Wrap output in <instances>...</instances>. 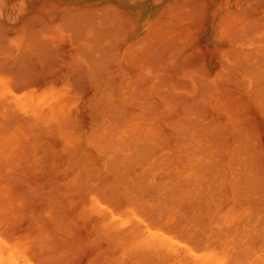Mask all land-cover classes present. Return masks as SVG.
Segmentation results:
<instances>
[{
    "label": "bare ground",
    "instance_id": "6f19581e",
    "mask_svg": "<svg viewBox=\"0 0 264 264\" xmlns=\"http://www.w3.org/2000/svg\"><path fill=\"white\" fill-rule=\"evenodd\" d=\"M184 1L182 3V0H178V3L175 1L176 4L172 3L169 5H175L174 7L178 8L177 10L176 8L174 9L176 12L179 11V14H177L178 16H181V13H185L181 16L183 19H186L185 17L187 15V17L190 15L191 17L192 15L196 16L197 12L196 14L194 12L199 10H193L191 13V7L189 6L191 4L186 3L187 1L191 3V0ZM247 1L249 3L251 0ZM255 1L256 2H252L255 4H253L254 8L259 0ZM107 3L110 5H106L103 9L101 7L105 6V3L101 4L103 6L99 5L101 6L100 10H103L102 12L105 14L109 13L107 9L109 10L112 5V2ZM178 4L179 6H176ZM181 4H187L185 8L188 9V13H186L187 11L183 8L184 5L182 6ZM73 6L74 8L72 7V9L77 11L78 9H75L76 6ZM170 6L169 8L168 6L164 8L163 12L165 16L167 14L169 16V12L171 11L174 12V10H172L174 7H171L170 9ZM187 6L190 7V9ZM202 6H204V4L199 7L203 8ZM180 7H182V9H180ZM251 7H238L236 10L241 16L243 14L247 15L245 16V19L248 24L251 22L250 17L255 18H252V21L254 20L255 23L257 21L259 22V18L262 17V14H260L258 18V14L256 15V13V17L253 16L254 14L251 16V11L254 9ZM67 8H69V10ZM67 8L65 7L66 11L62 8L61 11H63V13L60 10H58V12L54 11L57 14L60 13L61 15V21H58L60 23L58 27L62 28L59 29H63L64 31L67 29L66 31L70 32L73 27L75 28V26H78V29L76 27V29L74 30L73 28V30L75 33L79 30L78 33L80 32V36L76 34L79 38L74 35V31L69 33V37L71 34L72 39L71 37L70 39L73 42V39L75 38L76 40L77 38L78 43H76L77 46L75 51L80 50L78 54L81 55L82 53L84 57L83 55L81 56L85 59V61L88 59L86 63L89 64L90 67L88 66V70L92 71V73H89L93 77L89 75L88 70L86 71V75L85 73L79 72L81 74L80 75L77 72L79 70L78 68V70H75L76 73L70 69L71 74L69 73V76H72L75 73L71 80L74 78L72 80L73 83L75 81L79 82H76L79 84H76V86L78 90L83 93L84 89H87V87L84 88L86 85H94V83L97 82L94 86H98L100 83L99 79L101 77L100 73L102 74L103 72L104 74L102 75L105 77L107 62L104 60L106 58H103V56L107 55L105 52H109L111 48L113 49V47L115 48L113 44L114 42H111L113 47L111 44L107 43V48L110 49L109 51L108 49L107 51L106 49L103 51L106 55L102 53L104 48L97 46L96 50H98V48L101 49H99L101 55L100 52L97 51V53H99L98 55L101 56L100 59H98L97 55L95 58L94 52L96 50L94 51V49L96 48V42L97 44L102 45L101 41H104V36L107 34L106 32L112 31V27L113 30L116 27V29H118V26L120 27L117 22V18L121 15L119 12L113 11L116 7H112L111 10L116 13L114 16L117 20L116 23H118V26H113L115 23H113L114 21H111V24H113L112 27L110 26L111 28H106L107 26H103V21L107 20L110 15H107L106 18L105 14L97 9L99 10V16L97 15V19L100 20V25L105 27L104 29H107V31L104 32L103 28L99 26L96 27V25H94L95 23L93 22L95 21L89 17V11L88 13L86 10H82L80 8L81 13H86L88 15H81L80 11H77L80 15L78 16V14H76V12H74L69 5ZM166 8L170 11H168V9L166 10ZM240 8L244 9V11L246 10L245 12L247 14H245ZM226 9L227 8H225V11ZM68 11H72V13L74 12L75 15L70 12L69 13L71 15H68ZM236 11L233 12L235 18L232 17V20L230 18V21H228L227 17L234 15L229 13V9L228 14L227 11L226 14L224 12L222 15L223 19H221V21L223 20L222 22H225V20H227L225 23H227L226 25H230V27L225 25L226 27L221 30L223 31L228 27L231 29L232 23L230 24L229 22L233 21L235 24V22H237L236 19H241L237 22L239 24L242 21L240 28H243L239 34L241 33L245 37L242 36L243 40L241 39L242 41L237 49V53H233L230 49L231 47L228 48V50L230 49L229 51L224 49V51L227 52V57H229V59L226 56L224 61L220 60V58L218 60L216 59V61H220V64L218 68L214 70H207L204 66L203 68H198L197 66L198 69H182L181 81L179 84H172L164 80L168 78L167 75L164 77L162 74V78L158 75V78L156 73L155 76L159 79H156V86L152 83L154 82L152 80V76H154L153 71L156 70L154 67L162 68L165 60V58H162L164 57L163 55L166 54L171 47H173L176 41L175 37L172 38V41L171 39H167L171 45L173 44L172 46L167 44L168 42L166 43V41L163 43H166L167 45H162L163 43L160 42V40L164 41V39H166L164 37L166 34L164 33V30L162 33L160 31V29L162 30L160 26H162L163 22L165 23V20L160 18L159 14L158 17L161 22L157 20V26H155V24L153 26L154 30L151 29L152 31H150V28L152 27H149L147 31L149 33L151 32V38L153 37V39L151 40L149 38L150 35L148 36L146 32V34H143V38H141L142 40H145V35L147 41L150 40L154 42L153 40H155L156 43L158 38H160L158 42L162 44L157 45L158 47L155 45L154 47H157L155 48L156 50H159L163 46L166 48L168 47L167 52L165 50L166 53L164 52L162 55L161 52H163L164 49H161V52L160 50H155V52L153 51V48H151L152 51L148 48V52H144L145 56H148L149 59H153L154 57H152V55L154 54L153 56L156 57V54L160 52L159 56L161 57H159V59L162 58L163 62H159V60L158 62L159 64L162 63V65L158 66V63H156V66L154 65V63L157 62L156 59L158 56L157 58H154V60H151L152 64L150 63V65H152V68L151 66H148V69L151 68V70L149 69V73L153 72L152 76L148 74V76H150V80L147 77L146 72L145 75L144 73L142 74L140 68H144V72V66L148 65L147 62H149V59L146 60L147 58L144 56V53L142 55L141 50L144 47H147L145 46L146 44L150 46L149 43L151 42L140 41L141 38L139 39L138 37L137 39L140 41V46H142L141 44L145 42V44H143L144 47L142 46L143 48L141 47V49L136 42L137 40L133 41V43L135 42L137 44L134 43L133 45L131 42L133 46L131 44L129 45H131L132 49L128 46L127 47L130 51L134 50L136 52V50H139L140 54L137 51L136 57L139 54L141 56H138L142 57V59L140 58V60H138L139 57L134 58V56L132 58L130 55L133 59L132 60L128 57L129 55H125V59L127 58L129 60L128 61L126 59L129 62L126 64L131 68L133 67V70L131 71H133L134 74L139 71L141 73L140 76H138L139 73L136 74L137 76L133 74V78H135L134 80L131 78L128 80L130 85L126 82L127 88L128 86L130 88L131 85H134L132 82H135L136 78V81H138L142 75L144 80L141 78L140 82L138 81V87L136 86L138 82H136V87L132 86L133 88L131 87L132 90L130 91L129 89H124V85H122V87L115 85V83H120L119 79H114V77H112L115 74L111 76L113 79H110L111 77L109 76L108 78L110 80L107 79V83L110 84H107V86L111 87H107V89L103 87V89L110 91V98L106 96V91L103 90V93L101 89L103 95H100L101 97L99 96V98H101L99 100V104L97 103L96 105L91 100L87 103V106L90 105L88 106L90 107L89 109H92L91 112L90 110L87 112V115L90 114L88 115V126L79 125L75 122V117L72 116L73 113L71 114L69 112L70 108L68 112L71 114L72 118L71 116L69 118L66 115L67 109H63L66 112L65 116L66 118L68 117L67 119L69 123L65 117H62V124L60 123V116H64L62 115L64 113H62L59 107L56 112H60L61 115L56 112L53 113L54 115L48 114L42 116L41 114L40 118L41 116L42 118L38 120L40 121L39 124L36 121L38 118H36V120L30 118H28V120L26 118L25 120L23 118L24 110L35 111V114L42 113V109L46 106V104H48L47 99L49 96L48 93V96L45 95L46 97L44 98L45 91L42 90H47V92L48 90H51L54 93L55 91L57 92V90H55L56 88L54 89L55 91L51 89L52 87L50 85H55L51 84L52 82L48 85V87L50 86L49 88L42 86L45 85V83L47 84V80H52L53 71L55 72L54 77L58 78L56 73H58L59 70H54V68L50 67V65L48 66L47 63L51 62L52 65H56V63L57 65H61L62 63L70 65V63L66 62L70 59L63 60L59 58V54L58 59L60 62H57V60H54V55H50L51 53L54 54L53 51L55 48V51L58 52V45L54 44L55 41H53L51 45V37L47 40V37H45L46 35H40L41 33H46L47 31L50 32L51 30V26L49 24H44L45 19L42 18V15L41 17H39L40 15H36V17L38 16L39 18L35 19L38 22V20H41L42 18L44 22L41 21V23L43 22L45 26H43V24H39V28H37V30L35 26H32L36 24H34L35 21H32L31 23L32 18L30 17V27L28 26L29 29L26 28L27 30L24 27L26 31L24 30V39H22L26 42V44H23L21 40L22 45L24 47H28V51L30 53L25 54L27 49H25L24 52L18 49V55L15 54L18 58L15 56L12 58H16L17 61H20L17 62L15 59L13 62L6 61L4 62V65L7 67H0V69L4 68L5 72L4 74L2 71L3 69L0 72L1 74H4V76L0 75V264H264V142H261L264 137L260 139V135L264 131V19L263 17L261 18V26L258 24L257 28L258 26L259 28H254V30H256H253L255 32L253 33L251 30V28L253 29L252 25L247 24V27L246 25H243L246 20L243 22V16H236ZM65 12H67V14ZM113 12L110 11L109 14L112 15ZM163 12L161 16H163ZM214 12L212 11L211 15ZM100 13H102V15ZM63 15L68 18L67 21H65L66 19L63 20L65 18ZM83 15H86V18L88 16L89 19L82 17ZM171 15L173 16L174 13H171ZM177 15L175 14V17H173L176 18L178 17ZM197 15H199V13ZM172 16L170 17L172 18ZM195 16L192 17V20H189L190 22H186L188 25H185V22H181V24L183 23V28H181L182 26L178 27V30L174 29L177 27L176 24L178 25V23L175 24V22H171L173 18L171 19L168 17L170 18V21L165 24H171L173 29L176 31L167 28L166 25L165 28L169 29L170 34L173 32V36L174 32H182L181 35L184 32V34H186L183 35L184 38L186 40L190 39V42L193 36L190 34L192 31L191 29H193L191 27L195 28V26H193L194 23L198 29L200 25L203 29L202 24H206L202 23L204 19L199 21V24L198 21H196L197 19ZM203 16H201V18H204ZM74 17H76V20ZM81 17L84 20L86 19L91 21H84ZM27 18L29 17L27 16ZM80 19L83 23L79 21ZM110 19H112V16ZM10 21H12V18ZM23 21H25V19ZM71 21L72 24L70 23ZM158 21L162 24H158ZM192 21H194V23ZM76 22H78L77 25ZM66 23H70V28ZM79 24L80 26L81 24L83 26H81L80 29ZM181 24H179V26ZM41 25L43 30L41 29L42 31H39ZM71 25L73 27H71ZM84 25L86 27H92L93 29L91 30L99 28V33L103 31L104 36L101 37L102 40H99L101 38L100 35H97L99 34L97 29L94 30V32L97 33H95V37L91 34V38L89 35L88 37H81L84 33L83 29L86 28ZM236 25L233 26L231 32L227 29L228 38L225 37L226 33L222 31V34H220L219 37H222L227 41H230L229 39H231V41H236L241 38V35L237 34L239 38L235 37L237 35H234L238 33L237 30L234 31V28H237L238 26ZM184 26H190V31L187 32L188 29L185 31ZM253 26L255 27L256 25ZM31 27H34L35 30ZM155 27L157 29H155ZM245 27L247 28L246 30H248V28L250 29V32L248 31V35L243 34ZM30 29L31 33L28 31ZM108 29H110V31ZM167 29H165V31ZM33 30L36 33L32 32ZM91 30L90 32L92 33ZM115 30L114 32H117ZM193 30L196 31L197 29ZM118 31H120V29H118ZM153 31H158L162 35ZM17 32L15 34H17ZM48 32L46 34H49ZM152 32L154 34L153 36ZM196 32L199 33L198 30ZM245 32L247 33V31ZM20 33L21 32H19V34ZM29 33L32 34V36L36 34L35 37L38 38L31 37V35H28ZM123 33L126 32L124 31ZM187 33L189 34V37ZM1 34L3 35V32H0V35ZM51 34H54V32L51 31ZM2 35L0 38H5L6 35ZM112 35L113 33L111 36L109 33L107 34V36H109V38L106 36L108 38V42L113 40ZM177 35L175 36L177 37ZM232 35L235 37L234 40ZM19 36L21 37V35ZM96 36H98V41H96L97 39L95 40ZM154 36H157V40ZM230 36H232V38ZM110 37L112 38L111 40H109ZM119 37H117V40L119 39L120 41L121 37ZM122 38H124L123 34ZM193 38L195 39L196 36ZM29 39H34L31 43L35 44L37 48L33 44H27L30 43ZM38 39L40 41L44 40L43 42L39 41L40 43H38ZM84 39L89 43H91V40L93 43L95 42V44L91 43L93 46L90 45L91 48L95 47L93 50L90 49L91 53L88 50L84 52L85 48L79 45V40ZM173 39L175 40L173 41ZM194 42H196V40ZM46 43H48L47 46H52L50 47L51 51H49V47L45 45ZM14 46L15 45L11 46V48L14 49ZM23 46L22 48H24ZM38 46L42 48V50L46 48L44 51L47 52L45 53L44 51H41ZM78 46H80L81 49L77 50ZM134 46H137L136 49ZM4 47L5 46L1 48L0 46V53L3 52L2 56H4L5 50L8 51V48ZM127 47L125 48V51L127 50ZM3 48L5 49L4 51L2 50ZM219 48H221V46ZM30 49H33L34 51ZM207 49L209 50V48ZM232 49L234 50V47ZM31 51H33V53ZM92 51L94 52L92 53ZM142 51L146 50L143 49ZM224 51H221L220 53L223 55L225 54ZM112 52L114 51L112 50ZM112 52L107 55L108 57H106L109 58V55H112ZM135 52H133V54H135ZM149 52H152V54L148 55ZM193 52L194 55H196V52L198 53V51ZM86 53H88L87 55H90L87 56L88 58L85 56ZM31 54H33V56L35 55L38 59H40V55L42 54L41 59H44L31 60L35 66L37 61H39L40 64H42L41 62L43 61V63L47 64V66L44 64L43 67L40 66V68L42 67V71H40L43 75L40 78H38V69L36 70V67L33 66V63L31 62H29V64H32L30 69L33 70V72L29 71L27 73L30 75L31 73L35 74L36 70L37 75L27 77L29 75L25 73L26 70L22 71L23 73L21 72V70H23L21 68L28 69V66H25V63L28 64L31 57L29 60L27 59L28 56H32ZM236 54L238 55V58H236ZM117 55L119 56V54ZM229 55H233L232 58ZM24 56L25 59H23ZM92 58H95L96 61ZM130 59L132 60L131 62ZM24 60H27V62ZM106 60L108 61L109 59ZM142 60L144 66H140V61ZM144 60L146 62H144ZM152 61L155 62L153 63ZM168 61L172 62L173 60L171 58ZM19 62H23L25 67H23V65L18 66L17 64ZM203 62H200V65H196L202 66ZM10 63L11 66H9ZM14 63H16L15 66ZM132 63L138 66L135 67ZM194 63L195 61L193 64ZM100 64L102 67L104 66L103 68H105V70L100 66ZM112 64L113 63H111V65ZM194 65H191V67H196V65ZM13 66L14 70L12 69ZM15 67H18V71L21 69L19 72L27 75L26 76L24 74V82L25 79L26 82H29L30 79L33 80V82L30 81V83H27L26 85V82L24 83L21 78L22 80H17L19 82L16 81V83L14 81L15 77L12 76V74L14 75L18 72ZM45 67H47V72ZM94 67L97 68L94 69ZM119 67L121 68L122 66H118V68ZM134 67L136 70H138V67L140 68L138 71H135ZM7 68L12 69V71L11 69L10 71H7L8 74H10V76L7 77L8 82L5 81V75H8L5 71L8 70ZM208 68H210V66ZM43 69L45 70V73ZM122 69L123 67L120 71H122ZM84 71L82 70V72ZM120 71H118L117 74ZM72 72L74 73L72 74ZM114 72L115 71L113 70L111 73ZM59 73L61 74V71ZM18 74L17 77L19 76L18 78H20V75ZM63 74L65 73L62 72V75ZM95 74H98L99 76L97 77ZM119 74L115 76L120 77L121 75L119 76ZM90 76L92 77L93 82H91L92 79H90ZM62 77L64 81L66 76L64 75ZM104 77H102V79H104ZM9 78L13 79L16 84V86H14V83H12L14 86L13 88L9 86V82H11V79ZM33 78L35 81L36 79H41L42 85H37L39 80L35 82ZM42 78L45 79L46 82H44ZM2 80L5 81V84L1 83ZM60 80L62 79H59V83H61ZM120 80L123 81L122 79ZM147 80L150 81L148 86H146L148 83ZM20 82L21 84H19ZM64 83L67 84V79ZM62 84L63 83H61L60 87H65L64 84ZM113 84L115 86H112ZM94 86L93 88H95ZM56 87H58V85ZM120 87L125 91L120 93L118 90L121 89ZM17 88H19V90L15 91ZM65 88L63 89L64 91ZM72 89L75 88L73 87ZM59 90H61L60 92H63L61 88L58 89V91ZM94 90L95 89H93V91ZM97 92L94 91V98H96ZM156 93L158 94V97L160 96L159 102H156L152 98ZM55 94H57V97L60 98L58 93ZM124 94H133L134 96L132 95L131 98H129L128 95H126L127 97L124 96L125 99H127V102L125 103L123 98L122 101L124 104H119L120 106H114L110 103L111 101L109 102L111 97L112 99L116 96V98H120ZM51 95L53 94L51 93ZM73 96L75 97L77 95ZM90 98H92V96H90ZM131 99L133 100V103H131ZM78 100L74 98L72 102H78ZM55 110L56 109L54 108V111ZM55 114L57 115L55 116ZM55 118H57L61 125L54 123V120H56ZM71 119L75 122V124L77 123L76 126H74V122H71L72 124H70ZM33 120L37 124H35ZM2 122L8 126L2 124ZM34 131L35 133L37 132V135L45 137V142L44 140L42 142L39 141L41 146H39V148L37 147V151L41 152V156H39L41 159L39 157L37 159L34 158L36 153L34 148L31 146V142H29L32 141L29 134H32ZM27 137L30 139H28V143L30 145H27V142L25 143V141H27ZM22 138L26 139L23 140ZM51 140L57 142V145H60V148L54 149L51 147L53 144H47V142ZM60 158L64 160L63 165ZM32 160L33 162L36 160L40 164L41 162L44 163L40 166L33 164V166L31 163ZM54 163L62 166L58 172L54 171L55 174H53L54 172L51 170L53 169L52 167ZM49 167H51V171L49 170ZM50 173H52L53 176L48 178ZM10 192L13 193L9 195Z\"/></svg>",
    "mask_w": 264,
    "mask_h": 264
},
{
    "label": "rangeland",
    "instance_id": "374dc122",
    "mask_svg": "<svg viewBox=\"0 0 264 264\" xmlns=\"http://www.w3.org/2000/svg\"><path fill=\"white\" fill-rule=\"evenodd\" d=\"M30 1V2H29ZM71 1V2H70ZM84 1V2H83ZM115 1V2H114ZM175 1H177V3H178V0H157V2H156V0H0V28H1V30H0V32L2 33L3 32V35L2 36H4V35H6L5 36V38H0V46H1V48L3 47V46H5L6 48H8V51H6L4 48L2 49L3 51H4V56H2L3 55V52H1L0 53V67L1 66H6V65H4L5 63L4 62H6V61H10V62H13L14 61V59L16 60V58H18V57H16V55L15 54H17L18 55V49H20V50H22L23 52H24V50L25 49H27V51H25L26 53L25 54H29L30 52L28 51V47H24L23 45H22V43H21V40L22 39H24L23 38V33H24V30L26 29V28H28V26L30 25V23H29V21L31 20L30 19V17L32 18V20H31V23H32V21H35V23L34 24H36V25H32V26H35V28H36V30H37V28H39V24H43V22L45 21V23L44 24H49L51 27H50V32H48L49 34H46L44 31V33H41L40 35L41 36H45V37H47V40H48V38H50L51 39V45H52V43H53V41H55L54 42V44H56V45H58V47H59V49H58V47L57 46H55V47H57V50H58V52L57 51H55L56 50V48H55V50L53 51V53L54 54H50V53H47V54H50V55H54L53 57L55 58H53L54 60H57V62H60V60L58 59V56H59V54H60V56H59V58H61V59H63V60H69V61H66V62H68V63H70V65H65V64H63L62 62V64H63V66H62V64L61 65H57V63H56V65H52V63L50 62V63H47L48 64V66L50 65V67H52V68H54V70L56 69L57 71L59 70V72L61 71V74L59 73H56L57 74V77L58 78H55L54 77V74H55V72L53 71V76H52V74H51V76H52V80L51 79H49V80H47V78H46V80L48 81L47 82V84L45 83V85H42V81H41V79H38L39 80V82H38V84L37 85H42V86H46V87H48V85L51 83V84H55V85H50L52 88L51 89H55V90H57V92L55 91V93H58V96H60V98L59 97H57V94H55L53 91H51V90H48V92H47V90H42V91H45L44 93V98L46 97V96H48V93H49V96H48V104H46V106L42 109V113H38V114H35V111L33 112V111H25L24 110V119L26 120V118H27V120H28V118H30V119H35L36 120V118H38L36 121L38 122V124L40 123V121H38V120H40L41 118H42V116L43 115H48V114H53L54 112H56V111H58V107H59V109H61V111H62V113H64V114H62V115H64V116H60V123L62 124V121H63V119H62V117H65L66 118V116H65V110L67 111V113H66V115L70 118V116H71V114H72V116L73 117H75V119L77 120H75L74 118V121L75 122H77L79 125H86V126H88V115H90V114H88L87 115V112L90 110V112H91V110L92 109H89L90 107H88V106H90V105H88L87 106V103L91 100L92 102H94L96 105H97V103L99 104V100L101 99V98H99V96L100 95H103L102 94V92H103V90L104 91H106V96L107 97H109L110 98V96H111V94H110V91H108V90H105V89H107V87H111V86H107V84L109 85L110 83H107L108 82V80H110V79H113L112 77H114V79H119V82L121 83H115V85H117L118 87L119 86H121L122 87V85H124V89H129L130 91L132 90L131 89V87L132 86H134V87H138V85H139V82H140V80H141V78L143 79V75L140 77V79H139V77H138V81H136L137 80V78L135 79V82H132V83H134V85H131V87L129 88V86H128V88H127V83L129 82L128 80L131 78L132 80H134V78H133V76L134 75H136V74H138V76H140V73L142 72V74L144 73V75H145V72L147 73L146 75H147V77L149 78L150 76H152V73H153V75L154 76H152L153 78H152V80L154 81V82H152V83H154L155 84V82H156V79H158L159 78V76L158 75H160L161 77L160 78H162V74H163V76L164 77H166L165 75H167L168 76V78L167 79H164V80H166L167 82H169V83H172V84H179L180 83V81H181V75H182V72H181V70L182 69H186V68H192V69H198V68H200V67H202L203 68V66H204V68L205 69H207V70H214V69H216V68H218V66H219V62L220 61H216V59L218 60L219 58H220V60H225L226 59V57H227V52H225L224 51V49L225 50H227V51H229L230 49H231V51L234 53V52H236L237 53V49H238V47H239V45H240V43H241V41L243 40L242 38L243 37H245V36H243L241 33L239 34V32H241L242 31V28L243 27H241L240 28V25H242L241 23H242V21H241V23H237V22H239L240 20L238 19H236V21L237 22H235V24L233 23V21H231V22H229L230 24H231V29L233 28V26H235L236 24L238 25H236L237 26V28H234L235 30L234 31H236L237 30V32L238 33H236V34H234V32H233V34L234 35H241L240 37L241 38H239V36L237 35V36H235V37H238L239 39H237V40H240V41H235L234 39H235V37L233 36V40L235 41H231V39H229L230 41H227L226 39H223L222 37L220 38L219 37V35L220 34H222V32H225V33H223V34H225V37H229L228 36V31H230L231 32V29H229V27H230V25H226L227 23H225L227 20H225L226 18H225V16H224V20H225V22H222L221 21V19H223V17H222V15L224 14V12H225V14H226V11H227V14H228V9H229V13H232L233 15H234V11H236L237 10V8L238 7H241V8H247V6H253V7H251V8H254V3H252V2H256L255 0L253 1V0H251V1H249V3H248V1L247 0H208V2H207V0H203V1H205V2H203L202 0H197V2H196V0H191V3H189L187 0V2L186 3H188V4H191V5H189L190 7H191V13L193 12V10L195 11L196 9L197 10H199V11H195L194 13L196 14V12H197V14L199 13V15H197L196 14V21H198V23L200 24V22L199 21H202V19H204L203 21H202V23H206V24H202V26H203V29H202V27H201V25H200V27H199V29L196 27V24L194 23V21H192L193 23H194V25L193 26H195V28L194 27H191V28H193V29H197L198 31H199V33L198 32H196L195 30H193V29H191L190 28V26H184L185 28H184V30L186 31L187 29V32H189L190 30H189V28L192 30L191 32H190V34L191 35H193L192 36V39H191V41L189 42V40L190 39H185L184 38V36L183 35H186V34H184V32H183V34L181 35V33H177L178 35H179V37H180V39H179V37H178V35L174 32V36H173V32H172V34H170V32H169V29H167V28H170V29H172V30H174V29H177L178 27H181L182 26V24H181V22H185V25H188V23L186 24V22H188L189 20H192V17H194L193 15H192V17H191V13L189 14L190 16L189 17H185L186 19H183V18H181V16L183 15V14H185V13H181L180 15L181 16H178L177 14H179V11L178 12H176V10L178 9V8H176V7H174L175 5H172V6H170L169 4H176V2ZM179 1H181V0H179ZM183 1L184 0H182V3H183ZM242 1V2H241ZM263 3H262V2ZM259 0V4L257 5L256 4V6H255V8L254 9H252L253 11H251L252 12V14H251V16L253 15V16H255L256 17V15H257V17L259 18V15L260 14H262L261 16L263 17V19H264V14H263V11H264V0ZM90 2H91V4H90ZM107 2H109V3H111L112 2V5L109 7L110 9L108 10L107 9V11H109V13H110V11L111 12H113V11H115V12H119L120 13V15L121 16H116V17H118L117 18V20L115 19V16L114 15H116V13L115 12H113L112 13V15L111 14H109V13H107V14H105V13H103L102 11L103 10H100L101 8L103 9L104 7H106V5H110V4H108ZM118 2V3H117ZM120 2V3H119ZM122 2H124V3H122ZM149 2V3H148ZM154 2H156V3H154ZM161 2V3H160ZM185 2V1H184ZM196 2V3H195ZM202 2H203V4H204V6H202L203 8H201V7H199V6H201V5H203L202 4ZM237 2V3H236ZM68 3V4H67ZM88 3V4H87ZM105 3V6H103V5H101V4H104ZM116 3V4H115ZM252 3V4H251ZM27 4V5H26ZM87 4V5H86ZM148 4V5H147ZM168 4V5H167ZM254 4V5H253ZM69 5L70 7H71V9H72V7L74 8V6L73 5H75L76 7H75V9L77 8L78 10L77 11H80V8L82 9V10H86V12H90V16L89 17H91V19L92 20H94L95 22H93V23H95L94 25H96V27H101V28H103V30H104V32L105 31H107V29H104L105 27H102V25H100V23H99V19H97L98 17H97V15L99 14L98 12H99V10H100V12H102L103 14H105V16H106V18H107V15H110V16H108V18H107V20H104L103 22H104V25L103 26H107L106 28H111L112 27V25L113 24H111V21L113 22V23H115V25H113V26H118V23H119V25H120V27L118 26V29H120V31H118V29H114L115 31H117V32H114V30H113V27H112V31H110V29H108L110 32H106L107 34L109 33L110 34V36H111V34L113 33V35H112V38H113V40H111L112 38L110 37V39L109 40H111L110 42H108V38H109V36H107V34H106V36L108 37H106V36H104V32L102 31L101 33H99L100 31H98V29L97 28H95L94 30H96L97 29V32L99 33V34H97L96 32H94V30H91V29H93L92 27H90V26H88V27H86L85 25V29H83L82 31L84 32L83 33V35H81V37H84V36H87L88 37V35H89V37L91 38L93 35H94V37H95V35L97 34V35H100V38L101 37H105L104 38V41H107V42H104V41H101L102 42V45L101 44H97V42H96V48L94 49V48H91V46L90 45H92V44H95V42L93 43L92 42V40H91V43H89V42H86L85 41V39L84 40H79V45H81V47L83 46L84 48H85V51L84 52H86V50H88V51H90V49L91 50H93L94 49V51L97 49V46L99 47L100 46V48L102 47V48H104L103 50H102V53H104L103 51L106 49V51H107V49H108V51H109V49L110 48H107V46H108V44H111V42L113 41L114 43V46H115V48L113 47V45H112V47H113V49L111 48V50L109 51V52H105L107 55L109 54V53H111L112 52V50L114 51V52H112V55L110 54L109 55V58H107L106 56H103V58H106V59H109L108 61L106 60V59H104L106 62H107V68H106V70H105V68H103L102 66H101V64H100V66L106 71V74H105V77L102 75V74H104L103 72H102V74L100 73V83L98 84V86H94V85H96L97 84V82L96 83H94V85L93 84H89V86H84V88L85 87H87V89H84V91H83V93H82V91L80 92L79 90H78V88H77V86H76V82H78V81H75L74 83H75V85H74V83H73V79L71 80V78L72 77H74V74L76 73L75 72V70H78L77 72L79 73V72H81V73H85V75L87 74L86 73V71L89 69V64H87L86 63V61L88 60L87 58V56H90V55H87L88 53H86V61H85V59L83 58L84 57V55L81 53V55H83V57L80 55V54H78L79 52H80V50L79 51H75L76 50V43H78V41H77V38H76V40H75V38L73 39L74 40V42L71 40L72 39V36H71V34H70V37H71V39H70V37H69V33L72 31H74L75 29H76V27H77V29H78V26H75V28L71 25V27H73L74 28V30H73V28L71 29V31L70 32H67L66 30V32L63 30H61V29H59V28H62V27H58L59 26V22L58 21H61L60 20V18H61V15H60V13H58L59 14V16H58V14L56 13V12H58V10H62V8L65 10V7L67 8V6ZM99 5H101V6H103V7H101V6H99ZM138 5V6H137ZM146 5V6H145ZM156 5V6H155ZM182 6L184 5V7L183 8H185L186 7V5L185 4H181ZM180 5V6H181ZM245 5H247V6H245ZM259 5H260V9H259ZM95 6H97V7H95V9H94V7ZM135 6V7H134ZM166 6H168V8H169V6H170V9H171V7H174L172 10H174L175 8H176V10H174V12L173 11H171V12H169L170 13V15L168 16V14L165 16V14H164V12H163V10H164V8L166 7ZM176 6H179V4L178 5H176ZM258 6V7H257ZM31 7V8H30ZM101 7V8H100ZM112 7L114 8V7H116V8H114L113 9V11L111 10L112 9ZM125 7V8H124ZM146 7V8H145ZM188 7V6H187ZM190 7H188L189 9H190ZM47 8H48V10H47ZM143 8V9H142ZM168 8H166V10L168 9ZM194 8V9H193ZM210 8V9H209ZM225 8H227L226 9V11H225ZM240 8V9H241ZM11 9V10H10ZM68 10H69V8H67ZM70 9V10H71ZM97 9H99V10H97ZM128 9V10H127ZM132 9H133V11H132ZM180 9H182V7H180ZM211 9H213V10H211ZM235 9V10H234ZM256 9V10H255ZM27 10V11H26ZM56 12H55V11ZM74 12H76V14H78V12L77 11H75L74 9H72ZM105 10H106V8H105ZM184 10V9H183ZM188 9H186L185 8V11H187ZM239 10V9H238ZM245 14H247L245 11H244V9H241ZM248 10H249V7H248ZM251 10V9H250ZM257 10H259V11H257ZM50 11V12H49ZM59 11V12H60ZM66 11V10H65ZM168 11H170L169 9H168ZM167 11V12H168ZM181 11V10H180ZM184 11V12H185ZM210 11V12H209ZM212 11L214 12V11H217V12H214L212 15H211V13H212ZM62 13H63V11H61ZM71 13V14H74L75 15V13L73 12L72 13V11H68V13ZM85 12V11H84ZM88 12V13H89ZM104 12H106V11H104ZM130 13V14H128V13ZM162 12H163V16H161L162 15ZM183 12V11H182ZM205 12V13H204ZM237 12V11H236ZM240 12V11H239ZM248 12V11H247ZM49 13H51V14H49ZM61 13V14H62ZM66 14H67V12H65ZM64 13V14H65ZM68 14V15H71V14ZM102 13H100L101 15H102ZM137 13V14H136ZM165 13H166V11H165ZM171 13H174V15L176 14L178 17H176V18H174L172 15H171ZM186 13H188V11L186 12ZM193 13V14H194ZM209 13H210V15H209ZM216 13H218V14H216ZM250 13V12H249ZM255 13H256V15H255ZM66 14H65V16H66ZM80 14L82 15V14H86V13H81V11H80ZM159 14H160V18H162L163 20H165V23L166 22H169L170 21V16H172V20H171V22L173 21V23L175 22V24L176 23H178V25L176 24V28H174L173 29V27L171 26V24L169 25V24H165L164 22H163V24L162 23H160L161 21L159 20ZM201 14V15H200ZM237 15L236 16H241L238 12L236 13ZM243 14V13H242ZM6 15V16H5ZM33 15H35V16H33ZM36 15H40L39 17H41V15H42V18H44L45 20L43 21L42 20V18H41V20H38V22H37V20L35 19V18H39L38 16L36 17ZM49 16V18H48V16ZM86 15H88V14H86ZM86 15H83L82 17H85L86 18ZM119 15V14H118ZM204 15V16H203ZM220 15V16H219ZM10 16V17H9ZM16 18H15V17ZM27 16L29 17V18H27ZM64 15H63V17H65ZM78 16H80L79 14H78ZM99 16V15H98ZM112 16V19H110V17ZM134 16V17H133ZM142 16V17H141ZM185 16V15H184ZM198 16V17H197ZM200 16V17H199ZM201 16H203L204 18H201ZM229 16V15H228ZM244 18H242L243 19V22H244V20H246L245 19V16H247V15H242ZM241 16V17H242ZM63 17H62V19H63ZM67 17H69V16H67ZM81 17V18H82ZM168 17H170V18H168ZM211 17V18H210ZM219 17V18H218ZM227 17V16H226ZM235 18V15L234 16H230V17H227L228 18V21H230L229 19L231 18V20L233 19V18ZM261 17V18H262ZM12 18V21H10V19ZM72 18V17H71ZM75 18V20H76V17H74ZM87 18H88V16H87ZM86 18V19H87ZM101 18V17H100ZM165 18V19H164ZM217 20H215V19ZM252 18H254V17H252ZM252 18L250 17V19H251V22H250V24H248V22H247V20L244 22V24L243 25H246V27L248 26V25H252V27H253V29L251 28V30H252V32L253 33H255L254 31L256 30H254V28H257V25L259 24V26H261V24H260V20H261V18H259L260 20H259V22L257 23H255V21L253 20L252 21ZM8 19V20H7ZM14 19V20H13ZM16 19V20H15ZM25 19V21H23ZM30 19V20H29ZM66 19V20H65ZM67 19L68 18H64L63 20H65V21H67ZM70 19V18H69ZM84 20L83 18H82V20H84V21H88V22H90L91 20ZM89 19V18H88ZM105 19V18H104ZM133 19V20H132ZM140 19V20H139ZM207 21H206V20ZM255 19V18H254ZM74 20V21H75ZM81 19L79 20V21H81L82 23H83V21H82ZM157 20H159L158 21V24L160 23V24H162V26H160L161 28H162V30L160 29V31H161V33L163 32V30H164V33L166 34V35H164V33H163V35H164V37L166 38V39H164L162 36V38L164 39V41H161L160 40V42H165L166 41V43L167 44H170V46H172L171 45V43H169V41L167 40V39H171V41H172V38H176V41H175V43H174V45H173V47H171V49H169V51L167 52V49H168V47L166 48L165 46H161L162 48H160L159 50H160V52H161V49H164V51L163 52H161V55H162V53H164L165 52V50H166V54H164L163 56L164 57H162V58H165V60H164V63H163V65H162V63L161 64H159V62L160 61H162L163 62V59L161 58V59H159V57H161V56H159L160 55V52L158 53V54H156L157 56H158V58H157V56L155 57V56H153L152 55V57H154V58H157L156 60H157V62H155V61H152L153 63H154V65L156 66V63H158L157 65L158 66H161L162 65V68H160V67H154V68H156V70L155 71H151L152 73H149V71L151 70V68H152V65H150V63H151V60H154V58L152 59V58H150L149 59V57L147 56H145V53L144 52H148L147 50H148V48H150V50H151V48H153V51H155L156 49L155 48H157L158 46L157 45H160V44H162V43H159L158 41H159V39L160 38H158V40H157V36H158V34H157V36L155 37L156 38V40H157V43H159V44H157L156 42H155V40H153L154 42H152V41H150L149 39V41H147L146 40V36L144 35V38H145V40H142V38H143V34L146 32L147 34H148V36H149V38L152 40L153 39V37L151 38V32L149 33V32H147L148 31V28L149 27H152V28H150V31H152V30H154L153 28V26H154V24H155V26H157L156 24H157ZM162 20V21H163ZM15 21V22H14ZM28 21V22H27ZM41 21H43L42 23H41ZM65 21H64V23H65ZM69 21V20H68ZM77 21H78V19H77ZM101 21H102V19H101ZM116 21L118 22V23H116ZM179 21V22H178ZM235 21V20H234ZM264 21V20H263ZM23 22H24V24H23ZM40 22V23H39ZM47 22V23H46ZM80 22V23H81ZM87 22V23H88ZM156 22V23H155ZM190 22V21H189ZM191 22V23H192ZM217 22H218V24H217ZM222 22V23H221ZM27 23H28V25H27ZM71 24H72V21L70 22ZM69 23V24H70ZM77 23L78 22H76V25H77ZM86 23V22H85ZM92 23V22H91ZM90 23V24H91ZM139 23V24H138ZM172 23V24H173ZM192 23V24H193ZM228 23V24H229ZM252 23V24H251ZM261 23H263V22H261ZM26 24V25H25ZM38 24V25H37ZM43 24V26H45ZM63 24V23H62ZM67 24V26L70 28V26H69V24L68 23H66ZM74 24V23H73ZM89 24V25H90ZM99 24V25H98ZM101 24H102V22H101ZM174 24V25H175ZM179 24H181L180 26H179ZM190 24V23H189ZM192 24H191V26H192ZM248 24V25H247ZM1 25H3V26H1ZM163 25H164V28H163ZM165 25H166V27L167 28H165ZM168 25H169V27H168ZM173 25V26H174ZM216 25V26H215ZM229 26L227 29H229L228 31H227V29H224V30H226V31H222L221 29H223L224 27H226V26ZM253 25H256L255 27L253 26ZM263 25V24H262ZM61 26V25H60ZM81 26H82V24H81ZM80 24H79V29H80ZM92 26H93V24H92ZM111 26V27H110ZM138 26V27H137ZM159 26V25H158ZM259 26H258V28H259ZM264 26V25H263ZM24 27H25V29H24ZM30 27V26H29ZM42 27V25L40 26V30L39 31H42L43 29L41 28ZM48 27V26H47ZM46 27V28H47ZM58 27V28H57ZM63 27H64V25H63ZM83 27V26H82ZM172 27V28H171ZM245 27V31H247V33L244 31V33L243 34H247L248 35V31L250 32V29L248 28V30H246L247 28ZM17 28V29H16ZM19 28V29H18ZM32 28V27H31ZM35 28L33 27L32 29H34L35 30ZM66 28V27H65ZM181 28H183V26L181 27ZM212 28V29H211ZM241 30H240V29ZM257 28V29H258ZM29 29V28H28ZM42 29V30H41ZM146 29V30H145ZM152 29V30H151ZM155 29H157L156 27H155ZM159 29H158V31H159ZM165 29H167L166 31H165ZM210 30V32H209V30ZM20 30V31H19ZM27 30V29H26ZM25 30V31H26ZM32 31V32H34V33H36L35 31ZM46 30H49V29H46ZM45 30V31H46ZM69 30V29H68ZM90 30L92 31V33L90 32ZM102 30V29H101ZM123 30V31H122ZM178 30V29H177ZM208 30V31H207ZM240 30V31H239ZM254 30V31H253ZM17 32V34H15L16 32ZM30 33H31V29L30 30H28ZM38 31V32H39ZM51 31L52 32H54V34H51ZM77 31V30H76ZM79 31V30H78ZM78 31H77V33H75V31L73 32L74 33V35L75 36H80L79 35V33H78ZM122 31V32H121ZM126 32V33H123V32ZM158 31H153V32H156V33H159V35L161 34L160 32H158ZM168 31V32H167ZM174 31H176V30H174ZM222 31V32H221ZM19 32H21L20 34H19ZM37 32V33H38ZM135 32V33H134ZM153 32H152V36L154 35L153 34ZM251 32V33H252ZM28 33V32H27ZM27 33H25V34H27ZM28 34V35H31V37H35L36 36V34L34 35V36H32V34ZM96 33V34H95ZM134 33V34H133ZM145 33V34H146ZM168 33V34H167ZM186 33V32H185ZM193 33V34H192ZM207 33V34H206ZM21 35V37L19 36V35ZM77 34V35H76ZM90 34L92 35V36H90ZM122 34H123V37L124 38H122ZM138 34V35H137ZM198 34H200V35H198ZM209 34V35H208ZM211 34H212V36H211ZM1 35H0V37H1ZM38 35V34H37ZM73 35V36H74ZM119 35H120V37H121V39H120V41H119V39L117 40V37H119ZM134 35V36H133ZM137 35V36H136ZM162 35V34H161ZM175 35H177V37L175 36ZM187 35H188V37H189V34L187 33ZM196 36V38L199 40H197L196 38L194 39L193 37H195ZM202 35V36H201ZM215 35V36H214ZM231 35V34H230ZM250 35V34H249ZM77 36V37H78ZM132 36V37H131ZM136 36V37H135ZM182 36V37H181ZM201 36V37H200ZM222 36V35H221ZM232 36H230L231 38H232ZM243 36V37H242ZM12 37V38H11ZM45 37H43V38H45ZM57 37V38H56ZM80 37V38H81ZM86 37V38H87ZM97 37L98 36H96V38H95V40L97 39ZM119 37V38H120ZM139 37V39L141 38V40L140 41H147V42H151V43H149V45L150 46H148V44H146L145 46H147V47H144V45L143 44H145V42H143L141 45L144 47H142V46H140L139 44V42L140 41H138L139 39H137ZM159 37V36H158ZM186 37V36H185ZM206 37V38H205ZM209 39H208V38ZM218 37H219V39H218ZM224 37V36H223ZM10 38V39H9ZM27 38H30V37H27ZM35 38H38V37H35ZM56 38V39H55ZM79 38V37H78ZM89 38V39H90ZM154 38V39H155ZM211 38V39H210ZM9 39V40H8ZM13 39V40H12ZM41 39H42V37H41ZM88 39V40H89ZM92 39H94V38H92ZM117 40V42H116V40ZM124 39V40H123ZM162 39V40H163ZM181 40V41H179V40ZM242 39V40H241ZM245 39V38H244ZM9 42H8V41ZM27 40V39H26ZM30 40V39H29ZM28 40V41H29ZM34 40V39H33ZM33 40L31 39L30 40V43H27V44H33V43H31V41L33 42ZM36 40V39H35ZM44 40V39H43ZM43 40L42 41H40L39 39H38V43H40V42H43ZM46 40V39H45ZM71 40V41H70ZM99 40H102V38L101 39H99ZM135 40H137L136 42L138 43V45L140 46V49H141V47L143 48V49H145L146 51H142L141 50V53H142V55H143V53H144V56L147 58H145L146 60H148L149 59V62H147V66H144L143 65V60L142 61H140V66L141 65H143L144 67H145V70H144V72H143V69H141L140 67H138L137 69L139 70V68H140V70H141V72L139 71L138 73H136L135 72V74H134V72L133 71H131V70H133V67L131 68V67H129V66H127V64L129 63L126 59H125V55L126 56H128V57H130V55H131V57L133 58L134 56V58H138L139 56H141V55H139L140 54V52H139V50H136V52L138 51L139 52V56L137 55V57H136V52L133 50V51H130V49L128 48V47H130L131 48V45L133 44L134 45V43H133V41H135ZM175 39H173V41H174ZM178 40V41H177ZM183 40V41H182ZM196 40V42H194ZM206 40V41H205ZM227 42H226V41ZM40 41V42H39ZM96 41H98V39L96 40ZM203 41H204V43H203ZM15 44H14V43ZM22 42H23V44H26V42L25 41H23L22 40ZM37 42V41H36ZM35 42V43H36ZM45 42V41H44ZM48 42V41H47ZM131 42H132V44H131ZM188 42V43H187ZM192 42V43H191ZM194 42V43H193ZM207 42V43H206ZM225 42V43H224ZM8 43V44H7ZM49 43V42H48ZM48 43H46L45 45L47 46L48 45ZM59 43V44H58ZM105 43H106V45H105ZM108 43V44H107ZM118 43V44H117ZM137 43H135V44H137ZM153 43V44H152ZM165 43V44H166ZM173 43V42H172ZM224 43V44H223ZM10 44V45H9ZM18 44V45H17ZM42 44V43H41ZM44 44V43H43ZM53 44V45H54ZM116 44H117V46H116ZM123 44V45H122ZM129 44H131V45H129ZM164 43L162 44V45H165ZM166 44V45H167ZM197 44V45H196ZM206 44H208V45H206ZM229 44V45H228ZM232 46H231V45ZM13 45H15L16 47H17V49H16V47L14 46V49L13 48H11V46H13ZM35 47H36V45L35 44H33ZM39 45V44H38ZM44 45V46H45ZM50 45V44H49ZM105 45V46H104ZM132 45V46H133ZM137 45V46H138ZM157 46V47H154V46ZM200 45V46H199ZM22 46L24 47V48H22ZM45 46V47H46ZM64 46V47H63ZM89 46H90V48H89ZM93 46V45H92ZM128 46V47H127ZM136 46V47H137ZM138 46V47H139ZM169 46V45H168ZM206 48H205V47ZM221 46V48H222V50H221V48H219ZM39 47V46H38ZM47 47H49V49H50V47H52V46H47ZM54 47V46H53ZM78 47H80V46H78ZM77 47V50L78 49H81V47L80 48H78ZM106 47V48H105ZM109 47H110V45H109ZM120 49H119V48ZM127 47V50L125 51V48ZM135 47V46H134ZM136 47H135V49H136ZM160 47V46H159ZM215 47V48H214ZM227 47V48H226ZM231 47V48H230ZM234 47V50L232 49ZM0 48V49H1ZM12 50H11V49ZM32 48V47H31ZM37 48V47H36ZM40 48V47H39ZM39 48H38V50H39ZM62 48V49H61ZM65 48H66V50H65ZM100 48H98V50H96L95 52L94 51H92V53L94 52V56H95V58H96V55H97V57H98V59H100V55H101V52H100ZM166 48V49H165ZM207 48H209V50L207 49ZM228 48H230L229 50H228ZM46 48H44V50H45ZM83 49V48H82ZM100 49V50H99ZM120 51H119V50ZM124 49V50H123ZM132 49V48H131ZM134 49V48H133ZM139 49V48H138ZM214 49V50H213ZM216 49V50H215ZM220 49V50H219ZM1 50V51H2ZM30 50H33V49H30ZM35 50H37V49H35ZM40 50L41 51H44V50H42V48H40ZM60 50H61V53H60ZM130 52H129V51ZM159 50H156V51H159ZM211 50V51H210ZM21 51V52H22ZM34 51V50H33ZM33 51H31L32 53H33ZM49 51H51V49L49 50ZM63 51V52H62ZM97 51L98 52H100V55H98L99 53H97ZM115 51H116V53H115ZM127 51H128V53H131V54H128L127 53ZM152 51V50H151ZM155 51V52H156ZM193 51H198V53L196 52L195 54L196 55H194V52ZM221 51H224L225 52V54H221L220 52ZM7 52V53H6ZM18 52V53H17ZM28 52V53H27ZM36 52V51H35ZM45 52V51H44ZM43 52V53H44ZM47 52V51H46ZM45 52V53H46ZM119 52V53H118ZM124 52V53H123ZM133 52H135V54H133ZM154 52V53H155ZM199 52H200V54H199ZM231 52V53H232ZM40 53V52H39ZM42 53V54H43ZM44 53V54H45ZM63 53H64V55H63ZM75 53V54H74ZM90 53H91V51H90ZM89 53V54H90ZM95 53H97V54H95ZM150 53V52H149ZM148 53V55H151L152 54V52L149 54ZM170 53H172V54H170ZM218 53V54H217ZM228 53H230V52H228ZM35 54V53H34ZM42 54L40 55V59H41V57H42ZM57 54V55H56ZM74 54V55H73ZM104 54H102V55H104ZM117 54H119V56L117 55ZM206 54V55H205ZM220 54V55H219ZM23 55V54H22ZM32 56H28V55H26V56H28V59L27 60H29V58H30V60L28 61V64L27 63H25V62H27V60L24 62L25 63V66L27 65L28 66V69H24V68H21V66H20V68L21 69H23V70H21V72L22 71H25L26 70V74H28L27 72H29V71H32L33 72V70H31L30 68H31V65L32 64H29V62H31V60H40V59H38L35 55L33 56V54H31ZM70 55V56H69ZM122 55H124V56H122ZM147 55V54H146ZM189 55V56H188ZM193 55V56H192ZM199 55V56H198ZM216 55V56H215ZM13 56H15L16 58H12ZM37 56H38V54H37ZM46 56V55H45ZM56 56H57V58H56ZM66 56H67V58H66ZM92 56H93V54H92ZM93 56V57H94ZM144 56H143V58H144ZM226 56V57H225ZM229 56H231V55H229ZM233 56V55H232ZM232 56H231V58H232ZM235 56V55H234ZM237 56V57H236ZM236 58H238V55L236 54ZM11 57V58H10ZM19 57H20V55H19ZM39 57V56H38ZM130 57V58H131ZM151 57V56H150ZM168 57V58H167ZM195 57V58H194ZM201 57V58H200ZM2 58V59H1ZM27 58V57H26ZM36 58V59H35ZM52 58V57H51ZM91 58V57H90ZM95 58H92L93 60H95L96 61V59ZM131 58V59H132ZM140 58L142 59V57H139L138 58V60H140ZM172 58V62L171 61H168L169 59H171ZM192 58V59H191ZM193 58H194V60H193ZM206 58V59H205ZM228 59H229V57H227ZM235 58V59H236ZM10 59V60H9ZM23 59H25V56H24V58ZM43 59V58H42ZM41 59V60H42ZM49 59V58H48ZM91 59V60H92ZM120 59H121V61H120ZM130 59V62L133 60H131ZM205 59V60H204ZM234 59V58H233ZM44 60V59H43ZM45 60H47V59H45ZM52 60V59H51ZM90 60V61H91ZM116 60V61H115ZM138 60H136V61H138ZM158 60H159V62H158ZM192 60H193V62L195 61V65L196 64H199L200 62H203L202 63V66H199V65H196V67H191V65L193 66L194 64H193V62H192ZM17 61V60H16ZM18 61H20V60H18ZM17 61V62H18ZM22 61V60H21ZM48 61H50V60H48ZM53 61V60H52ZM62 61V60H61ZM94 61V62H95ZM98 61V60H97ZM103 61V60H102ZM112 61V62H111ZM198 63H197V62ZM200 61V62H199ZM231 61V60H230ZM16 62V63H17ZM23 62H19L17 65L19 66V65H23ZM35 62V61H34ZM44 62V61H43ZM43 62H41L42 64H40L39 63V61H37V64H36V66L34 65V63L33 62H31V63H33V66H35L36 67V70H37V73H38V78H40L41 76H43L42 75V67L44 66V65H46L47 66V64L46 63H43ZM54 62H56V61H54ZM53 62V63H54ZM65 62V61H64ZM65 62V63H66ZM89 62V61H88ZM100 62V61H99ZM121 62V63H120ZM144 62H146L145 60H144ZM169 62V63H168ZM170 62H171V64H170ZM207 64H206V63ZM222 62V61H221ZM16 63H14V66H15V64ZM68 63H66V64H68ZM96 63V62H95ZM95 63H94V65H95ZM111 63H113L112 65H111ZM127 63V64H126ZM135 63V62H134ZM134 63H132V64H134ZM138 63V62H137ZM7 64V63H6ZM40 64V65H39ZM44 64V65H43ZM75 64H77V65H75ZM91 64V63H90ZM97 64V63H96ZM104 64V63H103ZM122 64V65H121ZM145 64V63H144ZM152 64V63H151ZM8 65V64H7ZM64 65H65V67H64ZM99 65V64H98ZM97 65V66H98ZM105 65V64H104ZM135 65V67H137L136 66V64H134ZM190 65V66H189ZM194 65V66H195ZM9 66H11V63H10V65ZM14 66L12 67V69L14 68ZM24 65H23V67H25ZM32 66V67H33ZM40 66H42L41 68H40ZM54 66V67H53ZM79 66H80V68H79ZM89 66V67H88ZM99 66V67H100ZM117 66V67H116ZM118 66H122L123 67V69H122V71H120L121 70V68L119 67L118 68ZM132 66V65H131ZM148 66H151V68H149L148 69ZM197 66H198V68H197ZM210 66V68H208ZM7 67V66H6ZM34 67V68H35ZM69 67H71V68H69ZM101 67H100V69H101ZM111 67H113V68H111ZM116 67V68H115ZM134 67V68H135ZM73 68V69H72ZM78 68V69H77ZM95 68H97V67H94V69ZM126 68V69H125ZM128 68V69H127ZM3 69V70H2ZM2 69H0V72H1V70L4 72V68H2ZM8 69V68H7ZM11 69V68H10ZM10 69H8V70H5L6 71V73L8 74V72L7 71H10ZM12 69H11V71H12ZM15 69L18 71V67H15ZM30 69V70H29ZM47 69V67H45V70ZM70 69H71V71H74V72H72V76H69V73H70ZM84 71V72H82V70ZM91 69V68H90ZM14 70V69H13ZM19 70V71H20ZM28 70V71H27ZM35 70V69H34ZM36 70H35V74L33 73H31V75H37V73H36ZM41 70V71H40ZM45 70L43 69V71H44V73H45ZM50 70H51V68H50ZM53 70V69H52ZM92 70H93V68H92ZM113 70L115 71L114 73H111V72H113ZM129 70V71H128ZM138 70H136V68H135V71H138ZM160 70V71H159ZM16 72V74H14V75H16V76H14L13 74H12V76L13 77H15V82L17 81V80H20L21 78L23 79H21L23 82H24V77H25V75L24 74H22L21 72ZM98 71V70H97ZM99 71H101V70H99ZM104 71V72H105ZM109 71V72H108ZM118 71H120L118 74H119V76L120 77H118V76H115V75H118L117 74V72ZM46 72H47V70H46ZM51 72V71H50ZM49 72V73H50ZM62 72L63 73H65V74H63L62 75ZM89 72H91L92 73V71L90 70H88V73ZM94 72V71H93ZM108 72V73H107ZM131 74H130V73ZM12 73V72H11ZM18 73H21V74H18ZM95 73H96V70H95ZM127 73H129V74H127ZM157 73V74H156ZM165 73V74H164ZM4 74H5V72H4ZM4 74L2 73H0V75H2V76H4ZM17 74L18 75H20V78H18L17 77ZM71 74V73H70ZM80 74V73H79ZM78 74V75H79ZM113 74H115V75H113ZM134 74V75H133ZM148 74L150 75V76H148ZM155 74L158 76V78H156V76H155ZM24 75V76H23ZM29 76H27V77H30L31 75L30 74H28ZM60 75H62V76H66L65 77V79H64V81H63V77L62 76H60ZM78 75H77V77H78ZM81 75V74H80ZM89 75H91L90 73H89ZM94 75V74H93ZM113 75V76H112ZM1 76V77H2ZM6 77V80L5 81H7V77H9L10 76V74H8V75H5ZM21 76H23V77H21ZM49 77H51L50 75H48ZM60 76V77H59ZM83 76H84V74H83ZM92 76V75H91ZM90 76V77H91ZM95 76H99L98 74H95ZM94 76V77H95ZM111 77L110 79L108 78V77ZM137 76V75H136ZM34 77V76H33ZM46 77H47V75H46ZM93 77V76H92ZM92 77L90 78V79H92ZM102 77H104V79H102ZM12 78V77H11ZM11 78H9V79H11ZM44 78V77H43ZM42 78V80L44 81V82H46L45 81V79H43ZM76 78V77H75ZM88 78V77H87ZM147 78V79H148ZM27 79H29V78H27ZM34 79V78H33ZM59 79H62V80H60L61 81V83H63L64 84V86L66 87H60V85H61V83H59ZM66 79H67V84L66 83H64L65 81H66ZM80 79V78H79ZM85 79V78H84ZM108 79V80H107ZM120 79H122L123 81H121ZM150 79V78H149ZM169 79V80H168ZM37 79H36V81H38ZM51 80V81H50ZM78 80V79H77ZM81 80V79H80ZM86 80V79H85ZM98 80V79H97ZM144 80V79H143ZM146 80V79H145ZM151 80V79H150ZM159 80V79H158ZM163 80V79H162ZM4 80H2L1 81V83H3V84H5L4 82H5ZM11 82H9V86L11 87V88H13L14 86H16V84L14 83V81H13V79H11L10 80ZM21 81V82H22ZM27 81H29V80H27ZM30 81L31 82H33V80H31L30 79ZM30 81L29 82H26V79H25V84L27 85V83H30ZM34 81H35V79H34ZM35 81V82H36ZM88 81V80H87ZM8 82V81H7ZM6 82V83H7ZM17 82H19V81H17ZM16 82V83H17ZM21 82L19 83V84H21ZM84 82V81H83ZM89 82V81H88ZM91 82H93V79H92V81ZM112 82V81H111ZM118 82V81H117ZM127 82V83H126ZM136 82H138V84L136 83ZM144 82V81H143ZM147 85L146 86H148L149 84H150V81H148L147 80ZM12 83H14V86H13V84ZM24 83H23V85H24ZM59 83V84H58ZM79 83V82H78ZM86 83V82H85ZM85 83H82V84H85ZM113 83V82H112ZM135 83L137 84L136 86H135ZM151 83V84H152ZM8 84V83H7ZM6 84V85H7ZM44 84V83H43ZM62 84V85H63ZM101 84V85H100ZM105 84H106V86H105ZM120 84V85H119ZM129 84V83H128ZM141 84V83H140ZM145 84V83H144ZM143 84V85H144ZM159 84V83H158ZM12 85V86H11ZM58 85V87H56ZM77 85H79V84H77ZM114 84L112 85V86H115ZM130 85V84H129ZM142 85V84H141ZM156 85V84H155ZM18 86V85H17ZM49 86V87H50ZM93 86L95 87V88H93ZM116 86V87H117ZM154 86V85H153ZM157 86V85H156ZM19 87V86H18ZM48 87V88H49ZM75 88V89H72V88ZM103 87L105 88V89H103ZM120 87V88H121ZM23 88V87H22ZM62 89V91L63 92H60L61 90H59L58 91V89ZM65 88V91L63 90ZM133 88V87H132ZM21 89V88H20ZM68 91H67V90ZM93 89H95L94 91L95 92H97V90H98V92H97V94H96V98H94V96H95V93H94V91H93ZM101 89H102V92H101ZM124 89H118L119 91H120V93H122V92H124L125 90ZM15 90V89H14ZM19 90V88H17V90H15V91H18ZM80 90H81V88H80ZM164 91V90H163ZM47 93V94H46ZM51 93L53 94V95H51ZM104 93V92H103ZM126 93H127V91H126ZM164 93H165V91H164ZM46 95V96H45ZM73 95H77V96H73ZM105 95V94H104ZM126 95H128V94H126ZM125 94L124 95H122V97H120V98H116L115 96V98L114 99H112V97H111V100L109 99V102L112 104V105H117V106H120V105H122V104H124L123 103V101H122V99L124 98V102L126 103L127 101V99H125V97L124 96H126ZM131 95V96H130ZM132 95L133 94H129L128 95V97L129 98H131L132 97ZM157 95V96H156ZM52 96H53V98H52ZM90 96H92V98H90ZM134 96V95H133ZM101 97V96H100ZM127 97V96H126ZM49 98H50V100H49ZM52 98V99H51ZM76 99V100H78V102H72L73 101V99ZM129 98H128V100H129ZM156 102H159L160 101V96L158 97V94L156 93V94H154L153 95V97H152ZM56 99V100H55ZM132 100V99H131ZM130 100V101H131ZM87 101V102H86ZM250 101V100H249ZM251 102V101H250ZM74 103V104H73ZM91 103V102H90ZM89 103V104H90ZM131 103H133V100H132V102ZM94 104V105H95ZM120 104V105H119ZM70 105H72V106H70ZM74 105V106H73ZM126 105V104H125ZM81 108H80V107ZM88 108H87V107ZM92 106H93V104H92ZM91 106V107H92ZM53 107V108H52ZM57 107V108H56ZM72 107V108H71ZM74 107V108H73ZM94 107V106H93ZM48 108V109H47ZM54 108L56 109L55 111H54ZM69 108H70V111H69ZM50 109V110H49ZM53 109V110H52ZM63 109H65V110H63ZM73 110V111H72ZM40 111V110H39ZM52 111V112H51ZM60 111V110H59ZM71 113H69V112ZM33 112V113H32ZM30 113V114H29ZM44 113V114H43ZM46 113V114H45ZM57 113V112H56ZM69 113V114H68ZM27 114V115H26ZM29 114V115H28ZM42 114V116H41V118H40V115ZM57 114H59V115H61V113L60 112H58ZM57 114H55V116L57 115ZM39 116V117H37V116ZM54 115V114H53ZM72 116H71V118H72ZM35 117V118H34ZM59 117V116H58ZM67 117V118H68ZM66 118V119H67ZM24 119H21V120H24ZM56 120H54L55 122V124L57 123V125H61L60 123H59V121L57 120V118H55ZM66 119H65V121H66ZM34 121V120H33ZM32 121V122H33ZM56 121H58V122H56ZM67 121H68V119H67ZM66 121V122H67ZM72 119H71V121H70V124H72L73 122H74ZM35 122V121H34ZM72 122V123H71ZM75 122H74V126H76V124H75ZM59 123V124H58ZM64 123V122H63ZM68 123H69V121H68ZM2 124H4V122H2ZM35 124H37L36 122H35ZM69 124V125H70ZM4 125H6V126H8L7 124H4ZM12 125V124H11ZM5 126V127H6ZM7 128V127H6ZM5 128V129H6ZM12 128V127H11ZM11 131V130H10ZM31 131V130H30ZM263 133H264V131L261 133V135H263ZM34 134H36V135H34ZM34 135V136H33ZM260 135V139H262L263 137H264V135L263 136H261ZM39 136V137H38ZM42 136H43V134H42ZM29 137H30V139L32 138V141H29V142H31V146L34 148V150H35V153H36V155L34 156V158L35 159H37L39 156H41V152L39 151H37V149L39 148V146H41V144L39 143V141L40 142H42L43 140H44V142H45V137L43 136V137H41L40 135H37V132L35 133V131L34 132H32V134L30 133L29 134ZM29 137H27V141H25V143L27 142V145H30L29 143H28V139H29ZM34 137V138H33ZM41 137V138H40ZM43 138V139H42ZM23 139V138H22ZM24 139H26V138H24ZM23 139V140H24ZM29 139V140H30ZM41 139V140H40ZM22 140V141H23ZM35 140V141H34ZM84 141H86V140H84ZM24 142V141H23ZM39 144H38V143ZM43 142V143H44ZM81 142H82V140H81ZM261 142H264V138L261 140ZM34 143V144H33ZM83 143V142H82ZM38 144V145H37ZM47 144H53L51 147L52 148H54V149H59L60 147V145H57L58 143L57 142H54V140H51V141H49V142H47ZM30 146V147H31ZM31 147V148H32ZM38 147V148H37ZM32 148V149H33ZM40 158V157H39ZM41 159V158H40ZM61 160V162H62V165H63V163H64V160L62 159V158H60ZM43 161V160H42ZM32 165L34 164V165H38V166H40V165H43V163L41 162V164L39 163V162H37L36 160H34V162H33V160H32ZM33 165V166H34ZM55 166H57V167H55ZM60 164H57V163H54L53 164V169H51L53 172L55 171H59L60 170V168L62 167V166H60ZM50 168L51 167H49V170H50ZM50 170V171H51ZM49 172V171H48ZM52 172V173H53ZM55 172L53 173V174H55ZM52 173H50V175H49V177L48 178H50L51 176H53L52 175ZM49 174V173H48ZM48 176V175H47ZM13 193V192H12ZM11 192L9 193V195L10 194H12ZM5 194H8V193H5ZM16 194V193H15ZM12 196V195H11Z\"/></svg>",
    "mask_w": 264,
    "mask_h": 264
}]
</instances>
